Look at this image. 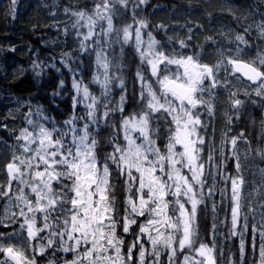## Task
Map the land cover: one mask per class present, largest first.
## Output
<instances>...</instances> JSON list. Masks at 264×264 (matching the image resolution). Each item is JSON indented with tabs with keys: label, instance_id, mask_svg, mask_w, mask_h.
<instances>
[{
	"label": "snow or ice",
	"instance_id": "1",
	"mask_svg": "<svg viewBox=\"0 0 264 264\" xmlns=\"http://www.w3.org/2000/svg\"><path fill=\"white\" fill-rule=\"evenodd\" d=\"M16 2L11 0L13 6ZM145 2L139 0L140 4ZM117 5L127 8L129 0H100L92 15L84 12L73 15L78 18L77 24L87 27L82 48L86 47L85 41L99 36L95 29L100 21L107 23L106 28L101 27L104 37L115 33L114 41H105L108 47L112 43L129 44L134 37L141 63L150 69V77L142 71L136 73L141 84V108L122 118L123 143L113 139L110 141L112 151L101 154L96 129L102 120H109L112 112L124 111L125 97H120L118 109L109 106L110 85L117 79L110 75V70L120 65L109 59L97 39L98 74L93 82L100 86L101 95H95L89 85L74 79L73 115L61 127L55 123L48 127L27 119L33 130H21L17 136V140L22 141L20 154L14 152L4 165L7 184L0 185V198H7L19 209L12 217L18 215L23 222L20 233L0 232V254L3 256L0 264H37L36 255H44L49 249L53 256L57 253L67 255L59 264H133L136 250L135 264H160L162 251L168 254V264H177L180 253H183L180 264H217L214 242L210 246L200 240L196 225L198 207L204 203V188L211 176L210 172L206 176V162L201 156L205 139L201 135L204 123L199 109L213 114L212 89L221 83L217 71L224 66V59L209 65L201 63L198 54H168L150 33L148 41L143 40L141 30L147 27L144 21H139V27L134 30L130 24L116 30L113 16ZM260 34L264 38V25L260 26ZM236 40L240 44L248 43L243 35H237ZM186 46L181 40L180 47ZM242 51L238 46L236 56L227 58L230 74L238 73V79L243 77L256 85L255 95L264 97V53L244 60L240 58ZM119 80L123 88L124 81ZM205 81H210L207 87ZM205 92L209 93L207 100L203 95ZM230 96L234 98L236 93L231 92ZM242 103L240 99H232L234 108ZM78 105H83V115L75 114ZM162 117L170 118L163 150L157 144V129L153 125L154 119ZM241 139H244L243 133L227 141L235 158V175H220L230 184L231 235L240 236L243 257V232H237L246 183L241 158L236 151ZM258 154L264 157V150H258ZM212 159L209 154L207 160ZM113 166L124 177L122 206L117 205ZM14 182L17 185L15 191ZM214 191L215 185L208 188V195H213ZM139 218H144V222L138 223ZM244 221L243 229L247 231V216ZM132 225L138 226V232ZM130 231L134 232V239L126 247L124 234ZM252 231L259 232L258 264H264V213H261L259 228L253 225ZM44 233L46 235H42ZM17 237L26 239L27 247L13 243ZM33 241H36L35 245ZM252 247L255 251L254 240ZM29 251L33 255H29ZM49 264H58V261L53 259Z\"/></svg>",
	"mask_w": 264,
	"mask_h": 264
},
{
	"label": "trees",
	"instance_id": "2",
	"mask_svg": "<svg viewBox=\"0 0 264 264\" xmlns=\"http://www.w3.org/2000/svg\"><path fill=\"white\" fill-rule=\"evenodd\" d=\"M60 1L64 6L73 10L88 8L84 1ZM160 3H164L169 11H171L169 6L174 4L180 9H191L195 13H199V18H202L200 26L197 24L193 35L186 39L193 40L191 44L195 51L204 53L202 57L204 62L213 63L223 59L221 53L226 45L230 44L229 39H236L237 35L244 36L248 42L246 46L264 49V38L260 34V26L264 25V0H176L175 2L159 0L152 2L149 14L144 15V5V18L152 19L153 8ZM232 5H235L239 11L228 12L222 8ZM53 6L49 0H17L14 6L11 0H0V100H4L1 104L4 108L9 106L11 99L16 98L18 101L21 99L22 107H31L32 117L36 121L41 119L39 113L44 116H52L61 123L65 116L71 115L72 97L70 94H67L66 97L63 95L66 91L74 92V96L76 95L72 86L74 79L83 81L91 89L97 88L93 82V78L98 74L97 49L85 42L86 47L82 48L79 35L70 29L63 31L57 25L59 21L50 14ZM89 8L92 9V6ZM151 22V31L158 30L166 33L162 28L155 27L153 21ZM120 27L121 24H118L116 30L117 28L120 30ZM146 35L147 30L144 31V37ZM156 37L160 44L166 45L168 38L165 39L161 35ZM111 39L115 40V34ZM120 45V43H114L110 47L108 55L110 60L118 61L119 73L124 76V86L123 88L118 87L119 92L116 95L118 100L122 95L125 97L124 111L114 112L108 123L96 130L97 138L101 141L98 146V151L101 154L112 151L110 141L113 139L117 141L120 119L138 112L141 108V101H139L141 84L136 76L137 71H142L146 77H149L144 65L141 66V62L138 63V57H134L135 52L128 47H124L121 52L118 49ZM119 52H121V56ZM112 55L115 59L111 57ZM242 58L247 60L244 56ZM61 82H63L62 86ZM114 86H117L116 83ZM14 119L15 121L11 122L5 118L4 122H6V126L8 125L13 131H16L19 121L16 116ZM236 120V117L233 118V122ZM241 123L242 130L246 131L250 138H253L255 122L250 124L251 127L247 120H242ZM29 127L33 129L32 126ZM0 132L4 135L6 130L3 129ZM252 148L255 154L250 159H245V166L250 167L255 161L264 164V157L258 154L256 148ZM260 150H263L262 145ZM228 169L234 170L231 163H229ZM243 172L248 171L245 168ZM112 179L117 189V205L122 206L125 195L123 192L124 177L118 174L115 166H113ZM208 181H212L211 176L208 177ZM208 181L204 188V203L198 207L196 217L200 240L212 245L216 234L220 233V241L215 245L220 246L225 264H242V262L243 264H254V262L257 264L256 254L252 253L249 246L241 257L237 249L236 237L233 243L228 240L226 224L230 222L227 214L230 208L228 201L230 189L226 191V199L216 188L213 195L209 196L208 188L212 186ZM213 205H215V210H213ZM222 211L226 215V224L220 231L221 227L217 218ZM214 225L217 227L215 230ZM136 227H132L133 230ZM55 256L50 250L46 253L45 260L54 259ZM63 258H67V255L65 254Z\"/></svg>",
	"mask_w": 264,
	"mask_h": 264
},
{
	"label": "rangeland",
	"instance_id": "3",
	"mask_svg": "<svg viewBox=\"0 0 264 264\" xmlns=\"http://www.w3.org/2000/svg\"><path fill=\"white\" fill-rule=\"evenodd\" d=\"M48 1V0H47ZM51 3L54 5L53 9L50 10L51 16L55 19L58 20L59 23H57L58 26H60L63 31H67L68 29L72 30L75 32L77 35L81 37V41L83 40V35L87 33V27H81L80 24H77V17L73 15V13L76 12H84L86 15H92L94 12L95 5L100 2V0H81L87 3L88 8L83 9V10H73L71 8H68L66 6H63L60 4L58 0H49ZM159 1V0H146L145 3L140 4L139 0H129V6L127 8H122L119 5L116 6L117 11L115 15L113 16V25L114 28L116 29L118 24H121L120 30H122L125 26L127 25H132L133 30L136 27H139L138 22L139 21H144L147 24L146 28H143L142 31V38L145 42L148 41V34L150 33L152 37L157 39L156 36L161 35V37H164L166 40V45L160 44L159 46L162 47L164 51H166L168 54H173L175 52L183 53L185 55H194L196 56L198 54L199 60L201 63L209 64V65H215L218 63V61H215L213 63L209 62H204L202 61V57L204 56V53H201L200 51H195L193 45L191 44L193 40L191 39H186L187 37H191L193 35V31L196 28L197 24L200 26V21H202V18H199L200 15L199 13H195L194 10L191 9H180L179 6L176 5H171L169 8L171 11L167 10V7H165L164 3L157 4L153 8V13H152V19L150 18H144L143 16V7L145 5V12L144 15L147 13L149 14L151 11L152 7V2ZM171 2H175L176 0H170ZM231 2V1H230ZM234 4V3H233ZM92 6V9L89 8ZM236 6H223L224 11H239L238 8H235ZM153 25L157 28H162L163 31L166 33H162L158 30L151 31L152 27V22ZM151 22V23H150ZM81 24L84 22L81 21ZM74 25H76L74 27ZM101 27L106 28L107 23L106 21H100L95 29V31L99 34L98 37H93L91 40L85 41V43H88L89 45H92L94 49L99 50V46L96 43L97 39H99L100 45L104 46L105 51L109 54L110 53V47H108L105 44V41H108L112 38V36L115 34L113 33L111 37H104L103 33L101 32ZM117 30H119L117 28ZM147 30V35L144 37V31ZM122 35V32H121ZM114 40V39H111ZM183 40L185 44L187 45L184 48L180 47V41ZM157 41V40H156ZM230 44H227L225 49L222 51L223 53V59H224V66H222L218 71H217V79L221 82L215 89H212V103L214 105V112L212 115H209L207 111L204 108H200L199 111L201 112V119L204 123V127L201 129V135L204 136L205 139V144L202 146L203 147V152L201 153L202 159L206 162L205 167H206V176L208 173H211L212 181H208V183L211 184V186L215 185V188L220 191L225 199L227 197L226 191L227 189H230V184L226 183L220 173L223 174H231L235 175L234 170H235V158L232 156V147L230 142V138L233 136H238L240 133H243L244 139H241L237 143L236 151L240 155L241 162H242V174L245 178V186H244V191H243V198L241 201L242 207H241V217H240V224L237 227V232H243V238L245 241V252L247 251L248 246L251 248V251L255 255V260L257 261L258 264V248L261 243L260 235L259 232L257 231L256 233H253L252 228L253 225H256L257 228H259V224L261 222V213H264V207H261L262 204H264V172L261 170L264 169V164H259L257 161L254 162V164L250 167L245 166V159H250L254 154V148L256 150H260V146L262 144V148L264 150V143L263 142V136L264 135V119L260 120V117H257V126H256V131L253 134V138H250L248 133L246 131H243L240 124V119L241 116L244 114V112H248L246 114V117L250 120L253 117V111L254 107L256 106V101L255 99H251V101L248 102H243L241 106L237 108H234L232 105V99H238L239 97L237 96L238 93H245V91L255 94L253 89L256 86H245L243 85L242 80L237 77H239L237 74L232 75L230 74V66L227 65V58L228 57H235L236 56V48L239 46L243 51L240 53V58L244 56L247 58V60L254 59L258 53H264V49L256 48L254 46H246L244 44H240L239 41L236 39H229ZM114 43L111 44V47ZM128 47L131 51L135 52L134 57L136 56L139 59V62H141V58L139 53L136 52L135 49V44H134V37L133 41L130 42L129 44L125 45H120L118 48L119 51L123 52V48ZM122 49V50H121ZM121 52H119V55L121 56ZM117 58L119 56L115 54ZM111 57H114L112 55ZM115 59V57H114ZM114 63L118 64L117 60H113ZM120 63V62H119ZM140 65H144L140 63ZM172 69H175V66H171ZM145 71L148 73L150 77V69H148L147 65H144ZM227 69V70H226ZM118 72V73H117ZM110 75L113 77H117V79H113L111 85H110V93L109 96L107 97V101H110V107L114 109H118V106L120 105V99L118 100L116 98L118 91V87L120 86V80L119 78H122V76L119 73L118 68L113 67L110 70ZM151 80L154 82L155 78L152 77ZM114 83H116L117 86H114ZM210 83V81H205V86ZM96 84V83H95ZM226 84V86H225ZM240 84L241 86H238ZM96 89H91L90 90L97 96L101 95V88L98 84H96ZM96 90V91H94ZM231 92H235L236 96L233 98L230 96ZM74 92H68L66 91L63 95V97L68 96L67 94L71 95V115L70 116H65L63 118V121L59 123L55 118L52 116H44L42 114H39L41 116L40 120H35L32 117V109L31 107L24 108L22 107V101H18L16 98H13L10 100L9 106L7 107H2V103L4 100H0V130H6V133L3 135L0 132V185H6L7 184V175L4 171V165L8 162V160L11 158L12 154L15 152L17 155L20 154V149L19 145L22 143V141L17 140V136H19L20 132L24 128H29V124L27 123V119H32L34 122H40L43 124H46V126L51 127L53 123L57 127H61L64 124V121L69 119L73 115V97H74ZM204 98L207 100L209 99V93L205 92L203 93ZM262 102L261 103V108H260V113L262 117L264 118V97H261ZM103 99V98H102ZM6 100V99H5ZM140 101V97H139ZM242 101V100H241ZM125 104V101L123 105ZM250 106V107H248ZM232 111V114L238 115V121L233 122V118H229L228 115V110ZM84 107L83 105H78L75 109V114L77 115H83L84 114ZM102 111V110H101ZM119 110H116L114 112H117ZM252 111V112H251ZM112 112L111 115L114 113ZM255 113V112H254ZM5 114V117H4ZM111 115L109 118H111ZM14 116L18 118V123L19 126L17 127L16 131H13L8 125L6 126L5 118H8V121L14 122ZM43 117H47V120H44ZM25 119L24 121H22ZM109 121V120H108ZM107 122L101 121L100 126L106 125ZM213 121L214 123H211ZM121 123L122 119L120 120L119 124V135L117 137L118 143H123V132L121 129ZM260 127V130L258 129ZM100 128V127H99ZM98 128V129H99ZM210 129V130H209ZM97 130V129H96ZM159 132L157 133V144L158 146L161 147V149H164L165 144L167 143V136L162 137L160 140L158 137ZM247 141V143L245 142ZM209 154L212 155L213 159L211 161H208L207 158ZM259 162V161H258ZM229 163L232 164V167H234V170H229L228 166ZM247 169L248 172H243L244 169ZM186 174L187 169L184 170ZM190 175V174H189ZM210 177V176H208ZM17 185L15 182L13 183V191L16 190ZM231 192H229L228 195V201L230 204L229 211L227 212L228 219L230 222H227L226 224V215L224 211L219 214L217 221L220 225L221 228L220 231L223 229V227L227 226V231L226 234L229 236V242L233 243L236 237L237 241V249L240 253V236H232L231 231H232V225H231V200H230ZM226 201V200H225ZM190 207V205L188 206ZM252 209L250 211L249 209ZM16 212L18 214L19 209L14 206V204L10 203L7 198H0V232L2 233H20V224L23 222L22 217H17L13 218L12 213ZM39 217V214H37ZM247 216V231H244L243 225L245 223L244 217ZM144 218H139L138 223H143ZM40 221H38V224ZM230 224V227H229ZM137 225H132L131 227H134ZM216 225L214 227V230L216 229ZM133 229V228H132ZM136 232H138V226L134 229ZM46 235V233L42 234ZM23 236L26 238V233H23ZM220 233L216 234L213 242L214 244L219 243L220 241ZM124 239L126 241V247L128 244H130L133 239H134V232L130 231L128 234H124ZM253 240L255 241L256 245V250H253L252 244ZM212 242V244H213ZM13 243H18V244H24L25 247H27L26 239H20L17 237L16 239L13 240ZM36 244V241H33V245ZM208 244V243H207ZM148 247V245H145ZM211 246V245H210ZM219 245H215V256H216V261L217 264H225L224 262V256L221 255V250H220ZM51 249H49L50 251ZM244 252V254H245ZM29 255H33L31 251L28 252ZM65 254L57 253L55 258L58 261L63 259V256ZM2 254H0V259L3 258ZM138 256V250L134 251V260L133 264H135L136 257ZM241 256V253H240ZM183 258V253L178 254L177 256V264H180V261ZM37 259V264H49V260L46 259V253L44 255H36ZM151 259V258H149ZM53 260V259H51ZM160 264H168V254L166 251H162L161 258H160ZM243 264V262H242Z\"/></svg>",
	"mask_w": 264,
	"mask_h": 264
},
{
	"label": "flooded vegetation",
	"instance_id": "4",
	"mask_svg": "<svg viewBox=\"0 0 264 264\" xmlns=\"http://www.w3.org/2000/svg\"><path fill=\"white\" fill-rule=\"evenodd\" d=\"M243 85L251 86L250 83L249 84L248 83H243ZM238 86H241V85L238 84ZM247 93H248L247 95L245 93H238L237 94V96L239 97L238 99L242 100V102H244V103L245 102L249 103L251 101V94L249 92H247ZM248 107H250V106H248ZM250 109H251V107H250ZM254 112H255V109H254L253 114H252L253 116L255 114ZM246 114H248V112H244V114L241 116L240 123H241L242 120H247L248 119L246 117ZM157 115H159V114H157ZM227 116H229V118H235L236 117L237 120L235 122L238 121V115L232 114V111L230 109L228 110V115ZM169 120H170V118H163V117L153 120V125L157 129V133L159 132L158 137H159L160 140L162 139V137L167 136V134H168ZM211 123H214V122L211 121ZM239 125L241 126L240 128H242V125L241 124H239ZM118 130H119V128H118Z\"/></svg>",
	"mask_w": 264,
	"mask_h": 264
},
{
	"label": "bare ground",
	"instance_id": "5",
	"mask_svg": "<svg viewBox=\"0 0 264 264\" xmlns=\"http://www.w3.org/2000/svg\"><path fill=\"white\" fill-rule=\"evenodd\" d=\"M118 73V72H117Z\"/></svg>",
	"mask_w": 264,
	"mask_h": 264
}]
</instances>
